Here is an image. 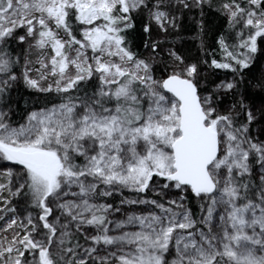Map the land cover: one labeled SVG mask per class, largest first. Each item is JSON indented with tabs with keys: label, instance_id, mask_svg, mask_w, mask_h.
Instances as JSON below:
<instances>
[{
	"label": "snow or ice",
	"instance_id": "1",
	"mask_svg": "<svg viewBox=\"0 0 264 264\" xmlns=\"http://www.w3.org/2000/svg\"><path fill=\"white\" fill-rule=\"evenodd\" d=\"M0 264H264V0H0Z\"/></svg>",
	"mask_w": 264,
	"mask_h": 264
},
{
	"label": "trees",
	"instance_id": "2",
	"mask_svg": "<svg viewBox=\"0 0 264 264\" xmlns=\"http://www.w3.org/2000/svg\"><path fill=\"white\" fill-rule=\"evenodd\" d=\"M183 35L185 37H191V36H194L195 35V28L193 27V30L191 32H186V33H183ZM199 41H193L191 39H188L187 40V44L185 46L187 47H191L193 49H195V47L198 45ZM22 103V102H21Z\"/></svg>",
	"mask_w": 264,
	"mask_h": 264
}]
</instances>
